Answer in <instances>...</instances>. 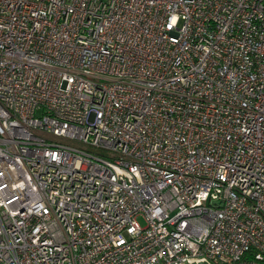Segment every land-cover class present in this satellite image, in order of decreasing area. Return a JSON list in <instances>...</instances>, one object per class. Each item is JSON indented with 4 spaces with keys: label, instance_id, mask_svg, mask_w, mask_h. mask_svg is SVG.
I'll list each match as a JSON object with an SVG mask.
<instances>
[{
    "label": "built area",
    "instance_id": "obj_1",
    "mask_svg": "<svg viewBox=\"0 0 264 264\" xmlns=\"http://www.w3.org/2000/svg\"><path fill=\"white\" fill-rule=\"evenodd\" d=\"M0 264H264V0H0Z\"/></svg>",
    "mask_w": 264,
    "mask_h": 264
},
{
    "label": "rangeland",
    "instance_id": "obj_2",
    "mask_svg": "<svg viewBox=\"0 0 264 264\" xmlns=\"http://www.w3.org/2000/svg\"><path fill=\"white\" fill-rule=\"evenodd\" d=\"M138 221H139L140 224H142V225L144 224L143 220L141 218H138Z\"/></svg>",
    "mask_w": 264,
    "mask_h": 264
}]
</instances>
